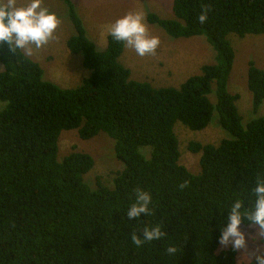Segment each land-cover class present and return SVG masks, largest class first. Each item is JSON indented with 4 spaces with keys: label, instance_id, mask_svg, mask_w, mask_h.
<instances>
[{
    "label": "trees",
    "instance_id": "16d2710c",
    "mask_svg": "<svg viewBox=\"0 0 264 264\" xmlns=\"http://www.w3.org/2000/svg\"><path fill=\"white\" fill-rule=\"evenodd\" d=\"M60 1L75 30L68 48L91 72L80 86L46 81L39 63L0 45V102L7 104L0 106V264H238L232 247L221 250L220 225L235 199L251 207L248 190L264 173V117L243 124L240 96L229 90L236 58L229 36L264 34V0H173V18L148 16L173 38L207 37L216 51L215 63L178 88L133 80L120 61L125 48L108 37L98 51L74 2ZM248 88L256 114L264 68L254 62ZM213 119L230 137L189 145L201 153L195 174L181 163L175 125L201 131ZM74 130L83 140L100 133L114 140L123 169L112 185L87 183L91 154L60 156L63 132ZM137 187L152 193L154 210L129 219ZM150 224L162 225L164 236L136 246L131 235Z\"/></svg>",
    "mask_w": 264,
    "mask_h": 264
},
{
    "label": "rangeland",
    "instance_id": "374dc122",
    "mask_svg": "<svg viewBox=\"0 0 264 264\" xmlns=\"http://www.w3.org/2000/svg\"><path fill=\"white\" fill-rule=\"evenodd\" d=\"M83 21L87 36L96 45L98 51L107 47V28L115 19L131 10H143L146 13V23L150 32L161 38V44L155 55L139 57L131 49H124L120 57L121 63L130 69L131 78L136 81L149 82L157 88H178L188 78L199 74L205 64L216 62V51L205 36L190 38H173L162 27L148 21L150 14L161 18H173V0H72ZM46 6L57 12L62 23L57 30V39L45 47L27 55L40 64L44 70V79L62 88H76L91 72L83 65L82 54H72L68 48V41L75 34L69 18L67 5L60 0H45ZM229 39L236 52L234 67L229 81V90L239 94L238 107L246 126L255 118L264 117V101L256 112L252 107V94L248 88V69L250 62L264 68V34L247 35L241 38L230 35ZM0 62V73L3 71ZM6 103L0 102L2 108ZM1 108V109H2ZM214 120V119H213ZM175 131L180 142L181 163L191 172L200 170L201 153H192L189 145L192 142L203 145H219L222 140L230 137L215 120L201 131H194L181 122L175 125ZM60 156H66L74 151L89 153L95 160L93 170L87 175L86 181L93 188L100 179L107 185H112L117 174L123 169L114 151V140L107 134L83 140L78 131H64L60 142ZM246 234L256 235L255 243L249 239L250 248H260L264 251L263 236L259 235L257 226L240 225ZM232 245H221V250L231 248ZM246 253L238 252L237 263L248 264Z\"/></svg>",
    "mask_w": 264,
    "mask_h": 264
},
{
    "label": "clouds",
    "instance_id": "9594fccd",
    "mask_svg": "<svg viewBox=\"0 0 264 264\" xmlns=\"http://www.w3.org/2000/svg\"><path fill=\"white\" fill-rule=\"evenodd\" d=\"M203 7V6H202ZM209 9L203 7L198 16L200 23L208 20ZM62 23L61 16L46 6L45 0H0V45H7L13 53L32 55L51 41L57 39V30ZM107 35L113 42L120 43L125 49H131L139 57L155 55L161 38L150 32L146 23V13L143 10H131L115 19L108 28ZM249 203L245 207L243 199H235L228 208L226 226L220 225L222 245H232L233 251L246 253L245 259L250 264H264V251L260 248L252 249L256 242V235L246 234L240 225L243 219L257 225L259 235L264 236V173H258L254 187L249 190ZM153 196L150 191L137 187L130 196V203L126 209L129 219L153 214ZM163 226L160 224L145 227L142 236L135 232L131 240L136 246L146 242L159 240L164 236ZM175 247L168 252L175 253Z\"/></svg>",
    "mask_w": 264,
    "mask_h": 264
}]
</instances>
